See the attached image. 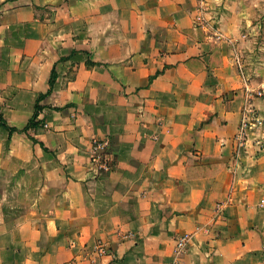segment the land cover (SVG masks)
I'll use <instances>...</instances> for the list:
<instances>
[{
    "label": "crops",
    "instance_id": "0c3cea01",
    "mask_svg": "<svg viewBox=\"0 0 264 264\" xmlns=\"http://www.w3.org/2000/svg\"><path fill=\"white\" fill-rule=\"evenodd\" d=\"M54 69L46 128L0 127V264H169L186 235L178 264H264V132L235 140L246 89L264 116V0H0L10 127Z\"/></svg>",
    "mask_w": 264,
    "mask_h": 264
},
{
    "label": "built area",
    "instance_id": "2783aa9c",
    "mask_svg": "<svg viewBox=\"0 0 264 264\" xmlns=\"http://www.w3.org/2000/svg\"><path fill=\"white\" fill-rule=\"evenodd\" d=\"M250 93L248 99L245 101L241 111V121L238 128V132L235 136L238 149L245 148L248 144L262 145V139L256 140L255 134L264 132V117L259 113L258 109L253 103L254 97L251 96V91L246 89ZM262 92H257L256 96L261 97ZM106 143L95 141L92 149V160L91 163L95 166L97 171H108L109 158H105L102 154L105 150ZM217 211L223 209V204H218L216 207ZM189 240V236L186 235L180 238L175 247V259L169 264H178L177 257L180 256L186 247ZM108 254V247L102 241H99L93 247L90 258L92 261H96L98 258L106 256Z\"/></svg>",
    "mask_w": 264,
    "mask_h": 264
},
{
    "label": "trees",
    "instance_id": "16d2710c",
    "mask_svg": "<svg viewBox=\"0 0 264 264\" xmlns=\"http://www.w3.org/2000/svg\"><path fill=\"white\" fill-rule=\"evenodd\" d=\"M56 79H57V74H56V71L54 69L52 71V75H51V78H50V81H49L50 88H49L48 92L46 94L40 95L37 98L36 104H35V107H34V114H33L32 118L29 120L28 124L23 129L19 130V129L15 128V127H10L8 125V123L4 120L3 116H1V115H0V127L4 128L5 130H7L10 136H12L16 132H21V133L28 134L29 131L32 130V129L40 128L42 124H41V121L38 120V117H39L40 113L42 112V110L44 108L43 106L40 105V103L44 99H46L48 96L51 95V93L53 91L54 84L56 82ZM31 139L34 142H36V140L33 139L32 137H31Z\"/></svg>",
    "mask_w": 264,
    "mask_h": 264
},
{
    "label": "rangeland",
    "instance_id": "374dc122",
    "mask_svg": "<svg viewBox=\"0 0 264 264\" xmlns=\"http://www.w3.org/2000/svg\"><path fill=\"white\" fill-rule=\"evenodd\" d=\"M259 92H262V96L261 97H263L264 96V93H263V91H259ZM257 93V92H256ZM257 97V96H256ZM264 117V116H263ZM41 126H45V128H46V125H41ZM100 142H104V141H100ZM104 143H106V142H104ZM93 146H94V143H93ZM92 149H93V147H92ZM91 155H92V152H91ZM105 158H107L108 157V155H109V153H108V144L106 143V147H105V150H104V152H103V154H102ZM109 158V157H108ZM90 160H92V157L90 156ZM92 164V163H91ZM92 166H94L93 164H92ZM113 166H114V161H110V159H109V163H108V168L109 169H112L113 168ZM95 167V166H94Z\"/></svg>",
    "mask_w": 264,
    "mask_h": 264
}]
</instances>
